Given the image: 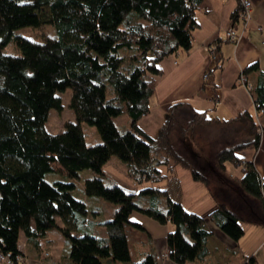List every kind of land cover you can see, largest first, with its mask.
Returning <instances> with one entry per match:
<instances>
[{"label":"trees","instance_id":"obj_1","mask_svg":"<svg viewBox=\"0 0 264 264\" xmlns=\"http://www.w3.org/2000/svg\"><path fill=\"white\" fill-rule=\"evenodd\" d=\"M202 2L0 0V253L18 264L17 256H22L19 234L34 243L54 228L68 242L64 257L71 264L126 262L130 257L125 225L140 226L129 221L135 211L174 225L167 232L166 244L169 258L177 264L208 254L206 219L233 241L242 237V218L237 212L223 202L205 215L187 210L180 201L179 179L163 171H174L179 165L189 169L193 180L208 183L202 170L190 165L175 149L178 111L187 102L166 107L156 136L148 135L137 124L150 110L149 99L162 74L159 63L163 57L192 47L191 32L198 25L196 11ZM238 8L239 3L233 19ZM43 24H48L51 32H42L38 39L14 34L17 28ZM10 41L18 54L2 52ZM257 69L258 64L251 63L239 78L243 76L248 83L244 75ZM260 74L249 89L258 111L264 110V72ZM67 87L71 89L70 106L76 122H65L62 131L51 133L45 129L47 113L51 108L62 110L56 92ZM107 87L112 93L108 96ZM122 111L130 118L129 127L119 128L113 122ZM188 111H192L188 126L215 122L228 124L224 128L228 129L231 124H244V129L242 124L237 128L238 133L226 135L230 144L220 146L211 163L222 174L227 162L241 166L243 172L235 177L236 182L257 198L264 210V176L258 174L254 163L239 156L242 150L257 149L261 143L252 115L245 110L237 117L220 120L206 116L205 111ZM81 122L97 127L99 143L86 144ZM243 133L248 140L232 141ZM111 155L124 163L133 182L155 183L168 178L169 185L165 190L157 184L139 189L150 202L141 206L135 193L125 191L115 181H103L102 167ZM85 168L96 173L83 180L85 196H102L117 205L114 216L103 223V236L91 234L94 224L87 223L89 209L73 193L74 182L45 179L46 172L75 178ZM159 195L164 196V210L157 206ZM133 264H157V258L148 252ZM244 264L258 262L249 255Z\"/></svg>","mask_w":264,"mask_h":264},{"label":"crops","instance_id":"obj_2","mask_svg":"<svg viewBox=\"0 0 264 264\" xmlns=\"http://www.w3.org/2000/svg\"><path fill=\"white\" fill-rule=\"evenodd\" d=\"M202 1V5L196 11L198 25L191 32L192 47L189 50H178L163 57L159 63L162 74L157 78L154 93L149 99L150 110L138 120L137 124L148 135L156 136L160 123L166 115V107L174 104V102H187L185 103L187 106L181 108L187 107L194 111H205L206 116L220 120L232 119L246 110L262 130V133H260L261 143L257 149L247 148L242 150L239 152V156L254 163L258 174L263 177L264 110L258 111L255 108L251 91L240 81L239 74L249 64H258L257 70H251L244 75L246 81L253 87L259 80L260 73L264 72V0H250L251 13L245 26L244 22L238 17L236 19L231 17L238 6L239 0ZM227 28L240 33V38L234 42L229 40L225 33ZM205 73L207 76L204 78ZM186 112L189 117L192 116V111L186 110ZM217 126L224 130L228 124L218 123ZM242 128H245L244 124H242ZM243 134H239L240 137L235 136L232 141L248 140L245 139L246 133ZM222 138L219 142L230 144L231 140L227 136ZM189 144V151L203 160V156L196 151V145ZM181 168L183 169L182 166L177 165L174 171L170 172L167 168H163V171L169 176L175 175L179 179V192L180 195H183L180 197L182 198L180 201L187 210L205 215L217 205V202H223L227 208L234 210L241 216V222L246 219L247 225H253L243 226V236L237 241H233L213 221L206 219L205 229L209 231V236L206 239L208 254L203 259H195L185 264H244L246 256L249 255H253L258 264H264V218L258 217L257 223L251 221L250 196L244 194L243 197H230L227 195V201L226 199L217 200L203 186L204 190L202 191L207 196L209 193L210 200H206L205 203L200 201L195 206L188 205L190 203L188 201L189 197H195L190 189L201 190L202 183L193 180L189 171L183 172ZM120 169L121 174L117 176L119 179L112 176L113 178L108 179V181H115L125 191L135 193V198L143 207L150 204L149 197L140 195L139 189L146 185L157 184L160 189L165 190L169 185L168 178H164L156 184L151 181L136 183L127 176L125 165ZM213 170L221 178L222 173ZM226 172L231 176H241L243 170L241 166L236 167L227 162L225 163L224 173ZM104 177L105 174L103 179ZM82 199L86 204L88 199L85 197ZM255 204L257 206L259 204L257 199L254 201ZM86 205L89 209L87 223L90 224L91 221V224H94V227L90 228V232L98 235L99 233L96 232H101L105 228L103 223L110 219V215L102 218L98 210H92L88 204ZM199 205L202 208L197 209ZM157 206L160 210H164L165 200L163 195H159ZM246 207L249 209L248 212H246ZM112 208L115 210L117 205L114 204ZM129 221L140 225L139 227H134L131 224L125 225V244L127 255L130 257L129 261L117 260L107 262V264H133L143 259L148 252H153L156 255L157 264H177L169 258L168 244H166L167 232L174 229V225L170 221L161 223L137 211L130 215ZM57 223L61 224L58 219ZM95 226L97 227L95 228ZM247 232H249L248 235ZM18 240V249L21 250L23 257L18 264H71L69 259L64 257L68 242L60 231L56 230L55 233L49 229L43 237H39L37 242L34 243L29 242L21 232Z\"/></svg>","mask_w":264,"mask_h":264},{"label":"rangeland","instance_id":"obj_3","mask_svg":"<svg viewBox=\"0 0 264 264\" xmlns=\"http://www.w3.org/2000/svg\"><path fill=\"white\" fill-rule=\"evenodd\" d=\"M239 4H240V0H239ZM239 10L240 9L238 8V14H239ZM46 13H47V9H46L45 14ZM250 13H251V10H250ZM238 14H237V17H238ZM43 18L45 19V15ZM246 23H244V26L246 25ZM42 32L44 33L46 32L50 34L51 29L48 27V24H43L39 28L28 26V27H20L14 30V34L16 35L22 34L27 37L29 36L30 38H33V39H38L41 36L39 34H41ZM238 34L240 38L241 35L240 33ZM2 52L6 54L7 53L18 54L17 48L12 41H10L7 44V46L3 48ZM106 93H107V96L112 94L110 93V87H107ZM56 94L60 95L61 104L63 107H62V110L60 111H58L55 108H51L49 109L47 113V116H46L47 119L45 121V129H47L51 133L62 131L64 129L63 125L65 124V122H73V123L76 122V117H74L72 107L70 106V98H71L70 87L65 88L63 91H57ZM186 110L188 111L187 107L180 108L178 111L179 113L177 115V120H176L177 125L175 129V132H176L175 134L177 135L174 140L175 149L181 156L185 158V160L190 165L194 166L197 169L202 170L203 174L208 179L207 185L201 182L202 183L201 190L195 189V188L190 189V192L195 197H189L190 199H188V201L190 203L188 205L195 206L196 203H200V201H203V203H205L206 200H210L209 193L210 195L212 194V196L216 198L217 200L226 199V201L228 199L227 195H229L230 197H237V196L243 197L242 195L245 194L246 196H250L249 205L251 207V213H252L250 217L251 221L254 223H257L256 220L258 219V217L264 218V210H263V207L260 206L261 204L260 201L258 200L259 201L258 206L256 204L254 205V201H256L257 198H254L253 196L247 194L244 190H242L241 186H239L235 180L236 176H233V175L231 176L227 174L226 172L221 175V178H219L216 175V172L213 170L215 168L217 169V167L215 164L211 163L212 161L210 160L212 159L213 155H215V152L220 148V146L224 144V143L219 142L221 139H223L222 137H226L227 134L230 135L231 133H235V134L238 133L237 128H239L242 123L240 122L239 124H231L232 126L224 130L221 129L220 126H217L215 122H207V123L201 122V123L194 124L192 126L190 125L188 126L187 121L190 119L191 116L189 117L187 115ZM113 122L118 127H121V126L129 127L130 126L129 125L130 118L128 114H126L125 111H122L119 115L113 117ZM80 126L82 127L83 136L85 138V142L87 145L97 144L101 141V137L98 134L97 127H95L94 125L85 123V122H81ZM186 127L188 129H186L184 133H182V135L180 136L181 130L183 131V129ZM257 130L259 133H262V130L260 129V126L258 125H257ZM189 143L194 144V146L196 145L197 147L196 151L197 153H200V155L203 156V160L199 157L194 156L192 152L189 151L190 149ZM122 167H124V163L121 162L120 159L117 158L115 155H111L109 160L102 167V170L105 174L103 181H105L106 183L109 182L108 179L110 180L111 178H113L112 176L119 179L117 176L121 174L120 168ZM181 170L183 172L189 171V169L184 168V167L183 169L181 168ZM94 174H96L94 170L90 168L89 169L85 168V169L79 170L78 177H75V178H65L63 175L57 172L56 173L46 172L45 179H47L49 182L57 181V179H63L66 181L71 180L72 182L75 183L73 193L75 194L76 197L78 198L85 197L86 199H88L86 201V204H88V206L92 210H98L101 213L102 218H105L106 216H109V215H110V218H112L114 216V213H113L114 208H112L113 205L115 204L114 202L105 200L102 196L101 197L99 196L88 197V196H85V194L83 193V183H84L83 180ZM156 183H160V182H155L154 184ZM203 186L209 190L208 196L206 195V193L202 191L204 190ZM182 196L183 195H180V197ZM200 208H202L201 205L197 207V209H200ZM248 211L249 209L246 207V212ZM56 217L59 218V216H56ZM241 225L242 227L247 225V220L245 219V221H242ZM247 226H253V225L248 224ZM96 227L97 226H95V228ZM51 230L56 233V229L52 228ZM96 233H99L98 235H106V228H104L101 232H96ZM246 234L248 235L249 232H247Z\"/></svg>","mask_w":264,"mask_h":264},{"label":"built area","instance_id":"obj_4","mask_svg":"<svg viewBox=\"0 0 264 264\" xmlns=\"http://www.w3.org/2000/svg\"><path fill=\"white\" fill-rule=\"evenodd\" d=\"M241 9L239 10L238 18L243 21L244 23L247 22V19L250 17V7H251V1L250 0H240ZM226 36L231 41H236L239 38V34L235 33V31L231 28H227L225 30ZM207 76L205 73L204 78ZM240 81L245 84V86L250 89L249 83L244 82L243 76H240ZM262 111V110H260ZM22 256L18 255L17 260H22ZM0 264H15L13 260H11L8 256L3 255L0 253Z\"/></svg>","mask_w":264,"mask_h":264},{"label":"bare ground","instance_id":"obj_5","mask_svg":"<svg viewBox=\"0 0 264 264\" xmlns=\"http://www.w3.org/2000/svg\"><path fill=\"white\" fill-rule=\"evenodd\" d=\"M240 9H241V5H240ZM18 262H20V260H17Z\"/></svg>","mask_w":264,"mask_h":264}]
</instances>
